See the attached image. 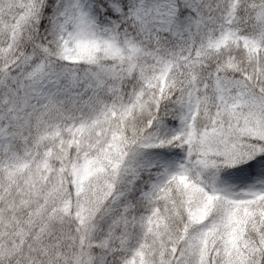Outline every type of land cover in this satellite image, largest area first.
I'll return each instance as SVG.
<instances>
[{"label":"snow or ice","instance_id":"obj_1","mask_svg":"<svg viewBox=\"0 0 264 264\" xmlns=\"http://www.w3.org/2000/svg\"><path fill=\"white\" fill-rule=\"evenodd\" d=\"M0 264H264V0H0Z\"/></svg>","mask_w":264,"mask_h":264}]
</instances>
